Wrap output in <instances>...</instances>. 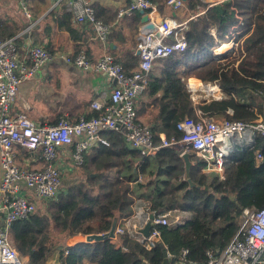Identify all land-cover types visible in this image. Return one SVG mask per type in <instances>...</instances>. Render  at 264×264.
I'll return each instance as SVG.
<instances>
[{
  "label": "trees",
  "instance_id": "obj_1",
  "mask_svg": "<svg viewBox=\"0 0 264 264\" xmlns=\"http://www.w3.org/2000/svg\"><path fill=\"white\" fill-rule=\"evenodd\" d=\"M151 1L159 10L168 6V0ZM184 1L196 15L188 20L187 49L157 59L148 85L137 99L138 118L141 121L139 114L144 115V123L150 125L156 141L162 134L180 138L178 121L186 115L198 118L199 110L206 116L248 123L262 112L264 0H228L211 5L204 0ZM65 2L52 15L73 32L74 16ZM93 6L102 19L100 8ZM131 18L137 26L142 22L140 11ZM0 37L6 39L12 33ZM231 40L236 42L233 49L216 52ZM194 75L218 84L228 96L195 103L188 86ZM141 99L144 107H139ZM106 136L110 145L93 148L95 153L90 158L100 175L93 177L89 173L85 181L63 187L57 197L43 199L45 210L36 209L13 222L10 239L27 264H47L63 235L88 236L109 231L116 217L120 220L133 213V204L139 197L152 211L182 209L187 212L186 221L175 227L160 225L163 242L151 248L132 237L127 228L119 233L117 242L111 238L64 245L58 252L60 264H164L167 250L171 254L169 264H208V251L221 252L242 226L244 209L264 208L263 136H258L251 148L231 155L224 177L203 170L204 162L191 152L192 160L197 161L190 175L194 186L186 178V163L178 149L162 147L155 156L142 158L121 133L111 131ZM258 152L263 153L260 160ZM140 172L148 178L146 186L137 184L131 188L130 182ZM184 248L189 249L185 256Z\"/></svg>",
  "mask_w": 264,
  "mask_h": 264
},
{
  "label": "built area",
  "instance_id": "obj_2",
  "mask_svg": "<svg viewBox=\"0 0 264 264\" xmlns=\"http://www.w3.org/2000/svg\"><path fill=\"white\" fill-rule=\"evenodd\" d=\"M18 1L30 16L28 0ZM62 1L67 2L76 22L90 25L101 41H108L113 23L100 19L88 0H56V4ZM221 1L228 0L217 2ZM167 4L177 10L185 6V1L168 0ZM157 9L151 0H130L118 11V19L133 16L142 10L150 19ZM153 24L154 27L143 31L138 43L139 69L132 73L127 72L109 52L95 61L83 51L67 57L78 67L102 72L117 83L110 91H103L92 100L91 107L99 114L82 115L76 121L63 115L56 123H39L26 113L13 110L20 85L53 59L52 51L42 44L29 46V64L20 58L14 38L0 37V161L3 167L0 210L5 214L0 224V264H26L10 239L13 222L29 216L38 207L24 194L23 183L34 191L38 199L57 197L63 188L59 152L66 146H72V165L81 167L86 162L87 152L101 145H110L106 133L117 131L131 148L140 152L142 158L155 156L162 147H174L181 155L195 152L204 162L203 170L224 177L226 161L231 155L238 150L251 148L258 136L264 137L263 99L262 112L254 122L206 116L199 110L198 118L186 115L178 121L177 128L182 133L180 138L162 134L161 139L156 141L150 125L138 118L137 99L148 85L156 60L187 49L186 32L189 25L188 21H178L173 17ZM228 112L232 114L233 110L229 109ZM16 146L33 151L42 149L45 164L42 168L19 165ZM257 157L262 159L263 153L258 152ZM147 182L148 178L140 172L130 182L131 188L137 184L144 187ZM133 210L129 217L119 220L113 241L117 242L119 233L127 228L132 237L151 248L163 242L160 225L175 227L183 224L187 217V212L178 207L152 211L141 197L135 199ZM243 218L244 223L221 252L215 254L212 250L208 251V264H264V208H245ZM149 222L152 227L147 235L144 228ZM188 252L189 249L184 248L183 256ZM168 256H171L169 251Z\"/></svg>",
  "mask_w": 264,
  "mask_h": 264
},
{
  "label": "crops",
  "instance_id": "obj_3",
  "mask_svg": "<svg viewBox=\"0 0 264 264\" xmlns=\"http://www.w3.org/2000/svg\"><path fill=\"white\" fill-rule=\"evenodd\" d=\"M95 7L100 8L103 20L113 23L111 35L107 42L101 41L95 30L87 24H80L73 17L75 31H70L62 26L57 16L52 15L60 10V3L56 0H28L30 16L26 14L18 0H0V34H11L18 44L20 58L30 64L28 57L29 46L42 44L53 53V59L40 68L35 75L26 79L21 85L13 105L14 112H24L31 119L39 123H56L63 115L76 121L82 115H91L95 109L91 102L103 91H110L117 83L107 75L96 70H84L75 63L69 62L67 57L84 52L92 61L97 60L106 52L113 54L132 73L139 69L140 55L138 53L139 36L147 26L159 23L165 18H176L178 21H188L194 15L186 6L176 11L171 6L157 9L150 15L149 21L142 22L139 26L130 17L118 19L116 12L126 6L130 0H88ZM210 5L218 0H204ZM66 3V2H65ZM116 18V19H115ZM153 22V23H152ZM236 42L231 40L216 48V52L224 53L233 49ZM188 86L192 92L195 103L212 98L227 97V93L214 82H204L198 77H190ZM203 96V97H202ZM200 97H202L200 100ZM200 100L198 102L197 100ZM140 100L139 107H144ZM141 121L145 122L143 114H139ZM17 162L21 166L42 168L45 160L42 149L27 150L16 146ZM88 157L95 150L88 151ZM72 146L60 149L58 163L64 172L70 168ZM3 177V167L0 161V184ZM24 194L38 204L43 199H38L34 191L23 183ZM2 204L0 194V205ZM4 212L0 210V224L3 222ZM81 235V241H86V236Z\"/></svg>",
  "mask_w": 264,
  "mask_h": 264
},
{
  "label": "rangeland",
  "instance_id": "obj_4",
  "mask_svg": "<svg viewBox=\"0 0 264 264\" xmlns=\"http://www.w3.org/2000/svg\"><path fill=\"white\" fill-rule=\"evenodd\" d=\"M192 77V76H191ZM195 77V75L193 76ZM202 80V79H201ZM203 81V80H202ZM203 97V96H202ZM200 97V100H202ZM199 98H198V102H200ZM89 152H87L88 155ZM91 157L86 158V165H83L81 167H74L73 165H71L70 168L66 169L63 173H62V178H63V187H67L68 185L74 183H79V182H83L86 179H88L89 177V173H91V175L97 176L101 174V171H97L96 167L94 166V164H92V162L90 161ZM208 172V171H207ZM211 172V171H209ZM46 202L43 201L41 204H38L37 206V211L38 210H45L46 208ZM245 219H242V224L244 223ZM81 235H74V236H61L62 239V243L60 244L57 252L50 258L49 262L47 264H60L59 259H58V252L59 249H62L64 247V245H73L76 244L78 242H80ZM86 264H91L90 262H85ZM27 264V261H26Z\"/></svg>",
  "mask_w": 264,
  "mask_h": 264
},
{
  "label": "water",
  "instance_id": "obj_5",
  "mask_svg": "<svg viewBox=\"0 0 264 264\" xmlns=\"http://www.w3.org/2000/svg\"><path fill=\"white\" fill-rule=\"evenodd\" d=\"M141 13L144 14V21H148L149 16L146 14V12L144 10L141 11ZM154 27V24H149L147 26V28H151ZM142 34L139 36V39H142ZM138 53L140 54V51L138 50ZM183 158L185 160L186 163V178L190 181L191 185L194 186L195 182L192 180L191 178V170L194 164H196V161L192 160V155L191 152H185L183 155ZM153 217V216H152ZM119 223V218L116 217L113 221L112 227L109 231L105 232V233H100V234H90L88 236H86V241H102V240H107V239H111L114 238L116 236V229ZM151 227L152 224L151 222H149L146 227L144 228V232L145 234L149 235L151 233ZM166 254V259L164 261V264H169L170 260L168 258V251L165 252Z\"/></svg>",
  "mask_w": 264,
  "mask_h": 264
}]
</instances>
